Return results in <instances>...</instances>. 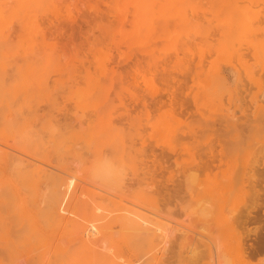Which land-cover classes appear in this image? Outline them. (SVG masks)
I'll list each match as a JSON object with an SVG mask.
<instances>
[{
  "label": "rangeland",
  "instance_id": "1",
  "mask_svg": "<svg viewBox=\"0 0 264 264\" xmlns=\"http://www.w3.org/2000/svg\"><path fill=\"white\" fill-rule=\"evenodd\" d=\"M263 164L264 0H0V264H185L187 246L133 245L91 199L144 201L188 242L229 244L223 220L257 210L246 174ZM145 177L179 199L149 203Z\"/></svg>",
  "mask_w": 264,
  "mask_h": 264
},
{
  "label": "bare ground",
  "instance_id": "2",
  "mask_svg": "<svg viewBox=\"0 0 264 264\" xmlns=\"http://www.w3.org/2000/svg\"><path fill=\"white\" fill-rule=\"evenodd\" d=\"M223 79H226V78H223ZM243 98H245V97H243ZM255 101H256V98H255ZM249 120H250V117H249ZM249 120L246 121V123L243 126V129H248L250 134H251V131H253L252 130L253 128H254V130L255 129L259 130L262 128V127L255 128L258 126L257 122H259V121L255 120V119H254L255 121L254 120L249 121ZM233 122H236V121H233ZM233 122H231L232 128L234 131H236L237 128ZM260 123H262V122H259V126H261ZM227 124H229V122H227ZM257 130H256V132H257ZM254 132L255 131L252 132L251 136L253 135ZM251 136H250V138H252ZM244 138H243V141L241 139L242 142H244V140H245ZM248 142H249V140H248ZM249 149H252V148H249ZM95 167H97V166H95ZM98 167H99V169L93 167L95 169L94 174H96V175L99 174L98 177L99 176L106 177V178L107 177H117V173H115L112 168H109L107 166H101V167L98 166ZM96 169L99 170V172H97ZM244 171L246 172L247 169L244 168ZM199 172H200V169H199ZM146 173L149 175L152 174L151 172L145 171V174ZM96 175L95 176L92 175V176L96 177ZM68 176H70V175H68ZM68 176H67V179H66V177L65 178L59 177L60 182L63 184V186L65 187V189L67 191H69V192L72 190L75 191L76 190V184H77V182H76L77 178L74 175L73 176L71 175V177H68ZM153 176H155V175H153ZM246 176H247V182L249 184V187H251V190H252V192L250 190L248 192L250 194L249 195V198L251 199L250 202H251L252 206L257 208V210L255 212L251 211V210H246V213L244 212L245 214L241 213L239 216L237 214L236 216H233L229 219L225 218V220H223V223H222L223 225L221 226V230L223 229V231L221 232L222 236L224 237V232L226 233L227 230L232 232V235L229 237V240L231 241V242H229V244L223 243L218 235L216 237H214V235L213 236L211 235L210 238L209 237L205 238V239H207V241H205V242L200 241L201 245L198 242L199 239H198L197 243H195L196 242V241H194L195 239L192 240V242H188L187 233L185 231H182L179 229L174 231V229L171 227L165 228L164 226H165L166 221H165V223H163V221H161L165 218L160 217L157 213H155L156 211L145 209L143 207L144 201H141L142 204H135L134 202L132 203V201L130 202L129 200H128V202L127 201L124 202L123 200L118 201L117 198H116L117 200H113V199L107 197V198L101 199L102 201L100 203H98L99 200L96 197H94V198H92L93 196L89 197V195H90L89 193H87L88 196L86 194L85 195L87 196V198L88 197L90 199L92 198L91 199L93 201L92 203H96V205L98 204V208L101 210L102 215H103V220H105V224H106V226H109V228H111L110 222L112 221V219H118L120 221H123V222L128 223L129 225L133 226L131 228V230H133V233L131 235L128 234V239L133 243V245H137L140 247L146 246L149 249H152L154 251H160V252H161V249H164L166 254L172 253V255H173V253L175 254V251H178V250L181 251L182 249H184V247L187 246L186 247L187 249L186 248L185 249L188 250V252H187L188 257H185L183 259V262H185V264H200L202 261H205L206 258L209 260V263H206V264H226V263L228 264V258L231 257L229 254V250L231 249V247L235 248V250L238 252L239 258L241 260H244L245 258L254 259V257H256V255L260 254L259 256H261L262 255L261 253H264V219L258 217L261 214L257 213L261 210L264 213V168L251 167L249 172L246 174ZM145 178L147 179V177H145ZM145 178L142 179V182L140 181L141 183H137V185H138V190H141L143 197L146 196L145 199L149 203H151V204L158 203L159 197H161V199L164 201V203L167 202L168 204L179 199L180 190H178V188L176 189L172 185V187L175 189V190H172L173 188H170L166 183L164 184V182H165L164 181L163 184L167 185L169 188L168 187H167L168 189L165 188L164 191L161 189L162 190V192H161L160 188L163 186V184H161L162 186H159V184H156V183H158L157 182L158 180L157 181L155 180L156 178L154 180L149 178L151 180L147 179V181H145ZM191 179L194 180L193 176L191 177ZM171 180L173 183L174 176H173V179H171ZM171 180H168V181H171ZM155 181H156V183H155ZM183 184H180V182H179V185H183ZM175 187H177V186H175ZM131 188H132V186H131ZM135 193H136V190H135ZM248 193L247 192L244 193V189L242 188V194L248 195ZM82 194H84V193L81 192L78 195L81 196ZM91 194L94 195L93 193H91ZM87 198L84 199L83 197H81V202L84 204L89 203L88 202L89 198L88 199ZM119 199H121V198H119ZM165 205H167V204H165ZM207 207L209 208V206H207ZM204 209L207 210V208H204ZM146 211H148V212H146ZM157 212H158V210H157ZM200 212H201V210H200ZM201 213H203L202 215H205L203 211ZM206 213L208 214V212H206ZM160 218H161V220H160ZM203 218H204V216H203ZM263 218H264V216H263ZM255 223L258 224L259 226L255 227V228H250L252 224L256 225ZM120 225L122 228L124 227V225L122 223ZM239 229H241V233H239V231H240ZM243 229L246 231V232L244 231L246 233V235H244V232L242 234ZM178 232L180 234L176 236V233H178ZM115 234L119 235L120 233L116 232ZM252 234L255 236V239H256V243L254 241L255 245L250 243L252 241ZM241 235H243L244 237L243 236L241 237ZM248 237H250L251 239L247 240ZM173 238L175 239V241H172ZM202 240H204V239H202ZM232 241H233V243H232ZM172 244H174L175 246L178 245L179 248L172 247ZM201 246H203V248L205 247V249L204 250L200 249ZM111 247L112 246L108 243L107 240L99 241L96 252H104L105 253V251H108V249L114 250V247L113 248H111ZM119 247H121V246H119ZM173 248H174V250H173ZM118 249H120V248H116V250H118ZM175 249H178V250H175ZM113 250H112V252H113ZM172 250L174 252H172ZM109 253H110V251H109ZM107 255H109V254H107ZM169 257H172V256H169ZM179 257H181L180 254H179Z\"/></svg>",
  "mask_w": 264,
  "mask_h": 264
}]
</instances>
